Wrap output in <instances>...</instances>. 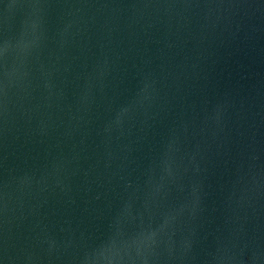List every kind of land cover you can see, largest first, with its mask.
Instances as JSON below:
<instances>
[{
  "label": "water",
  "instance_id": "1",
  "mask_svg": "<svg viewBox=\"0 0 264 264\" xmlns=\"http://www.w3.org/2000/svg\"><path fill=\"white\" fill-rule=\"evenodd\" d=\"M0 264H264V0H0Z\"/></svg>",
  "mask_w": 264,
  "mask_h": 264
}]
</instances>
